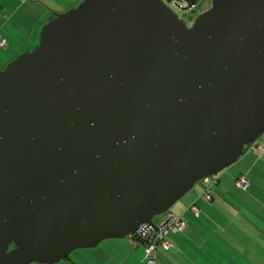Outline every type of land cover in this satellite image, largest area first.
<instances>
[{"label": "water", "instance_id": "obj_1", "mask_svg": "<svg viewBox=\"0 0 264 264\" xmlns=\"http://www.w3.org/2000/svg\"><path fill=\"white\" fill-rule=\"evenodd\" d=\"M261 134L264 0H210L190 26L164 0L55 12L0 70V264L155 228Z\"/></svg>", "mask_w": 264, "mask_h": 264}, {"label": "crops", "instance_id": "obj_2", "mask_svg": "<svg viewBox=\"0 0 264 264\" xmlns=\"http://www.w3.org/2000/svg\"><path fill=\"white\" fill-rule=\"evenodd\" d=\"M80 1L0 0V36L6 43L0 46V70L17 54L35 48L41 26L55 12ZM259 142L264 144V138ZM237 161L239 168H226L217 175L211 200L203 197L204 185L198 182L171 207L169 213L181 216L187 226L183 232L165 235L171 248H158L157 264H264V196L256 202L247 196L255 191L256 184L264 195V152H247ZM240 174L249 182L245 190L233 184ZM232 187L241 191L240 199L229 196ZM191 203L200 209L198 217L189 210ZM123 239H105L95 247L77 249L69 261L59 263L143 264V246L129 236Z\"/></svg>", "mask_w": 264, "mask_h": 264}, {"label": "built area", "instance_id": "obj_3", "mask_svg": "<svg viewBox=\"0 0 264 264\" xmlns=\"http://www.w3.org/2000/svg\"><path fill=\"white\" fill-rule=\"evenodd\" d=\"M24 2L25 0H20ZM5 39L0 36V46H4ZM244 152H251L254 154H260L264 152V144L260 143L258 139L247 145L244 148ZM204 185V190L202 195L205 199H210L209 188L217 183V177L215 175L204 177L202 179ZM234 184L237 188L246 189L248 187V179L245 175H239ZM189 210L193 213L194 216L198 217L200 215V209L196 204L191 203L189 205ZM156 224L155 228H152L150 225L144 224L145 229H139L129 237L135 242L139 243L144 248V261L143 264H157V250L159 247L163 249H170L171 243L165 238V235L169 232L180 233L183 232L187 226L185 220L178 215L172 213H164L161 220Z\"/></svg>", "mask_w": 264, "mask_h": 264}, {"label": "rangeland", "instance_id": "obj_4", "mask_svg": "<svg viewBox=\"0 0 264 264\" xmlns=\"http://www.w3.org/2000/svg\"><path fill=\"white\" fill-rule=\"evenodd\" d=\"M165 1V0H164ZM169 1H171V0H169ZM173 2H174V0H172V2H171V5H172V7H174L179 13H181L182 11H180L179 9H177L174 5H173ZM208 4H209V0H198V2H197V4H196V6L191 10V11H189V12H186L185 14H183L184 15V17L185 18H188V19H192V18H196L201 12H203L204 11V9L208 6ZM20 54V53H19ZM19 54H17V55H19ZM16 57V56H15ZM14 57V58H15ZM2 69V68H1ZM262 138H264V134H261L259 137H258V141H260ZM243 155H244V153H243ZM242 155V156H243ZM238 162H240V161H237V162H235V163H237V165H234L235 163H233L232 165H230V166H228L227 168H231V170H234V168L236 167V168H239V165L238 164H240V163H238ZM242 164V163H241ZM197 184H199L198 182L194 185V187L197 185ZM257 185V187H255V191L252 193L251 191V193H252V195H250L251 193L250 192H248L249 194L247 195L248 196V200L250 201V202H256V200L255 199H258L259 197H260V195L261 196H264V195H262V193L259 191V189H258V184H256ZM231 192H229V196L231 197V198H236V199H240L239 198V196L238 195H240L241 194V191L240 190H237L236 188H234V187H232L231 189ZM250 197V198H249ZM254 197H256V198H254ZM260 202V201H259ZM170 210H171V208H170ZM257 210H259V208L257 209ZM162 216H163V214H160V215H156V216H154V218H153V221L155 222V223H157V222H159L160 220H161V218H162ZM115 240H119V242L120 241H122V240H124V239H115ZM74 252L75 251H73L70 255H72V254H74ZM60 262H62V261H60ZM57 264H60V263H57Z\"/></svg>", "mask_w": 264, "mask_h": 264}, {"label": "flooded vegetation", "instance_id": "obj_5", "mask_svg": "<svg viewBox=\"0 0 264 264\" xmlns=\"http://www.w3.org/2000/svg\"><path fill=\"white\" fill-rule=\"evenodd\" d=\"M175 1H179V0H174V2ZM165 2L169 5V6H171L172 7V5H171V2H172V0L171 1H169V0H165ZM174 2H173V4H174ZM179 2H181V1H179ZM182 4H184L183 2H181ZM209 5H210V0H209V4H208V6L205 8V9H207L208 7H209ZM183 19H184V21H185V23H186V25L187 26H190L192 23H193V21H194V19L195 18H192V19H188V18H185L184 17V15L183 14H185L186 12H189V11H191V10H189V11H182L181 13H179L174 7H172ZM204 9V10H205Z\"/></svg>", "mask_w": 264, "mask_h": 264}, {"label": "trees", "instance_id": "obj_6", "mask_svg": "<svg viewBox=\"0 0 264 264\" xmlns=\"http://www.w3.org/2000/svg\"><path fill=\"white\" fill-rule=\"evenodd\" d=\"M244 154H245V152H244ZM217 175H218V174H217ZM217 175H215V177H217ZM240 175H241V174H240ZM238 176H239V175H238ZM238 176H237V177H238ZM237 177H236V178H237ZM236 178H235V179H236ZM235 179H234V181H235ZM199 182L202 183V179H201ZM217 183H218V178H217ZM217 183H215V184H217ZM202 184H203V183H202ZM215 184H213V185L209 188V190H208L209 193H210V199H209V200H211V198H212V195H211L210 190H211V188H212ZM233 184H234V182H233ZM234 185H235V184H234ZM235 187H236V186H235ZM239 189H240V188H239ZM242 190H243V189H242ZM244 190H245V189H244ZM202 192H203V191H202ZM168 212H169V211H168Z\"/></svg>", "mask_w": 264, "mask_h": 264}]
</instances>
